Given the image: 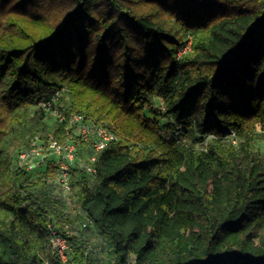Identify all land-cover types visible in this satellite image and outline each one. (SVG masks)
<instances>
[{"label":"trees","instance_id":"1","mask_svg":"<svg viewBox=\"0 0 264 264\" xmlns=\"http://www.w3.org/2000/svg\"><path fill=\"white\" fill-rule=\"evenodd\" d=\"M54 95L66 114L118 128L94 173L71 167L67 194L54 162L15 163L32 136L64 139L41 105ZM177 126L188 143L160 132ZM258 128L264 0H0V264H97L90 226L112 264H264Z\"/></svg>","mask_w":264,"mask_h":264},{"label":"built area","instance_id":"2","mask_svg":"<svg viewBox=\"0 0 264 264\" xmlns=\"http://www.w3.org/2000/svg\"><path fill=\"white\" fill-rule=\"evenodd\" d=\"M56 95L50 100L42 102L44 110L49 111L58 121L64 122V139L59 140L53 135L45 138L32 136L25 146H22L16 155L15 163L25 170H33L54 162V181L61 188L63 194L73 190L71 167L77 166L87 173L95 172V160L98 151L111 141L117 139L116 130L104 120H94L81 112L65 111L56 103ZM180 133V127L175 128ZM175 134V133H174ZM69 234L70 227L64 225ZM51 247L61 260H67L71 253V243L65 235L51 230Z\"/></svg>","mask_w":264,"mask_h":264},{"label":"rangeland","instance_id":"3","mask_svg":"<svg viewBox=\"0 0 264 264\" xmlns=\"http://www.w3.org/2000/svg\"><path fill=\"white\" fill-rule=\"evenodd\" d=\"M188 50H190V41L189 40L185 42V45L183 47H181L177 50L176 57L177 58L180 57L184 52H186ZM156 104H157V107L160 106V103L158 100H157V103L154 104V106H156ZM48 115H50V114H48ZM50 117H51V115H50ZM103 119H105L104 120L105 123L109 124L110 127L114 128V129L116 128V130L118 129L116 127V123L113 120H111L107 117H104ZM103 119H101V120H103ZM258 129L263 135L260 136L258 139H255L253 143H254V147L256 149H258L259 151H261L264 155V128H258ZM175 130L176 129H173V131L170 132L171 131L170 129L163 127V129H160V132L163 133V135H165L166 137H169V135L173 134L177 140H179L180 142H183L184 144L189 142L187 136L184 133H179V132L176 133ZM215 138H217V137L211 133L202 134L197 138L198 140L195 141V145L199 148H205L207 143L212 142ZM222 138H223V140L228 141L232 145H237L238 141H239V139L235 138L233 134H231L227 137L223 136ZM64 208H66V210L70 211L71 215L76 213V215L79 214V216H80V212L77 213V209L73 203L64 204ZM71 225L73 228H75L74 230L72 228V230L76 232L77 231L76 225L74 223H72ZM85 237L89 243V247L91 248L92 255L93 256L95 255L94 258L97 260V264H112L111 258L109 257V254H108V250H107L108 247H107V243H106L105 238L102 235H100L99 233H97V231L92 226L88 227L85 230Z\"/></svg>","mask_w":264,"mask_h":264}]
</instances>
